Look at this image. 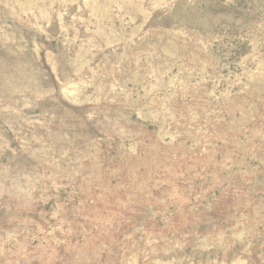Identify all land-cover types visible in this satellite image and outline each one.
<instances>
[{"label": "rangeland", "instance_id": "rangeland-1", "mask_svg": "<svg viewBox=\"0 0 264 264\" xmlns=\"http://www.w3.org/2000/svg\"><path fill=\"white\" fill-rule=\"evenodd\" d=\"M0 264H264V0H0Z\"/></svg>", "mask_w": 264, "mask_h": 264}]
</instances>
